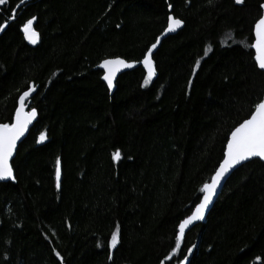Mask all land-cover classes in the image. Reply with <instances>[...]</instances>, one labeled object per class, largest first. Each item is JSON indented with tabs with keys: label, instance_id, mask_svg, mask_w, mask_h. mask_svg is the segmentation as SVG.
<instances>
[{
	"label": "trees",
	"instance_id": "1",
	"mask_svg": "<svg viewBox=\"0 0 264 264\" xmlns=\"http://www.w3.org/2000/svg\"><path fill=\"white\" fill-rule=\"evenodd\" d=\"M19 2L0 6V124L13 123L28 86L38 117L13 160L16 181L0 182V264H264L260 159L164 260L231 130L263 99L251 45L264 0H33L13 19ZM170 14L184 27L153 55L148 84L140 66L111 94L98 65L142 60ZM33 16L30 44L22 26Z\"/></svg>",
	"mask_w": 264,
	"mask_h": 264
},
{
	"label": "snow or ice",
	"instance_id": "2",
	"mask_svg": "<svg viewBox=\"0 0 264 264\" xmlns=\"http://www.w3.org/2000/svg\"><path fill=\"white\" fill-rule=\"evenodd\" d=\"M27 0H20V5L26 4ZM237 4L242 0H235ZM9 0H0V6L8 5ZM18 7H11V12L16 13ZM171 7V5L169 6ZM261 9H264V3L260 5ZM14 19V16L11 17ZM36 17L33 16L28 19L22 26L25 39L35 44L38 40V33L32 27ZM167 27L164 32H172L177 28H180L183 21L179 18L173 17L171 14L167 18ZM5 25L0 23V29H3ZM255 42L251 45L255 49V62L260 70H264V13L259 14L254 24ZM159 39V38H158ZM156 48V44H153L148 48L143 57V65L148 71V75L144 79V84H148L152 75L154 74L153 63L149 54ZM207 55V51L205 52ZM197 65L200 63L197 60ZM101 67L106 69L103 80L107 82L109 90L113 87V77L120 68H130L131 63H126L125 60L120 57L104 59ZM34 89L32 86H28L27 90L19 96V107L16 108L15 120L12 124L3 123L0 124V181H9L14 179L13 167L10 165V157L13 156V151L16 148L17 141L23 136L25 128L29 125L32 118L36 116V109L32 108L31 111L25 113L24 106L26 98L30 97ZM45 138V133H40V140ZM120 158V151L117 150L112 154V159L118 160ZM250 158H259L264 160V99H260L258 103L254 105V110L251 111L250 116L244 119L243 122L235 126L230 135L227 137V144L223 150V159L219 161L218 166L215 168L214 174L210 177V182L203 184L201 189L202 197L199 203L195 205L194 210L190 215L180 220L175 234V246L171 248L168 256L164 260L170 261L171 258L181 249L182 240L185 237V230L193 224L203 218L205 209L212 202L214 195L217 192L218 185H220L222 178L236 165L243 161H248ZM55 176L57 181V187H60L61 178V161L58 157L56 160ZM118 244V231L111 233V239L108 242V248L112 249ZM189 247L187 253H192L193 248ZM55 251V250H54ZM59 256V253H56ZM111 258V254L110 257ZM189 259L188 255H185L183 259L179 260V264H185V261ZM259 259V257H257ZM164 264V261H161Z\"/></svg>",
	"mask_w": 264,
	"mask_h": 264
},
{
	"label": "water",
	"instance_id": "3",
	"mask_svg": "<svg viewBox=\"0 0 264 264\" xmlns=\"http://www.w3.org/2000/svg\"><path fill=\"white\" fill-rule=\"evenodd\" d=\"M31 1H33V0H27L26 4L29 3V2H31ZM26 4L20 5V2H19V3L17 4V6H19V7H18V11H19V9H20L21 7H23V6L26 5ZM16 13H17V12H16ZM16 13H13L14 17H15V15H16ZM262 13H264V9H262ZM171 15H172V14H171ZM172 16H173V15H172ZM173 17H174V16H173ZM183 27H184V23L181 25L180 28H177L175 31L167 32V33L163 32L160 36H158L159 39L157 38L156 41L153 43V44H156V48H154V49L152 50V53L149 54L150 59H152L153 55L157 52V50H158L159 47L161 46V44H162V42H163L164 39H166L167 37H169V36H171V35L176 34V33H177L180 29H182ZM37 41H38V40H37ZM28 42H29V41H28ZM254 42H255V34H254V41H253V43H254ZM29 43H30V44H33V43H31V42H29ZM153 44H152V45H153ZM152 45H151V46H152ZM252 49L254 50V53H255V55H256L255 49H254V48H252ZM255 55H254V59H255ZM120 58L123 59V60H125L126 63H131V64H132V67H130V68H120V69L116 72V74H115L114 77H113V87H112V89L110 90L111 94L115 91V88H116V81H117L118 77H119L121 74H123V73H125V72H127V71L134 70V69H136V68H138V67H140V66H144V65H143V59L140 60V61H138V62H136V61H128V60H126V59H124V58H122V57H120ZM101 64H102V62L98 65L97 68L100 69L101 71H103V75H104L106 69H104L103 67H101ZM262 71H264V70H262ZM102 80H103V76H102ZM103 81H104V80H103ZM104 82H105L106 85H107V82H106V81H104ZM32 87H33L34 91H33V93L30 94V97H29V98H26V102H25V106H24V111H25V113L31 111V109L33 108L32 105H31V98L36 94L37 88H36L35 86H32ZM263 99H264V96H263ZM19 105H20V102H18V107H19ZM37 117H38V111L36 110V116L32 118V120H31V122L29 123V125L25 128V131H24L23 136H21L20 139L17 141L16 148H15L14 151H13V156L10 157V160H9V163H10V165H11L12 167H13V164H12V163H13V160L15 159V157H16V155H17L18 147H19V145L24 141V139L28 136L30 130L32 129V127L34 126V124H35V122H36V120H37ZM14 120H15V116H14ZM14 120H13V122H14ZM254 159H259V158H250L248 161H243V162H241L240 164L234 166V167L229 171V173H227V174L225 175V177L222 178V181H221L220 185H218L217 192H216V194L214 195L212 202H211V203L209 204V206L205 209V213H204L203 218L200 219V220H198V221L193 222V224L190 225V226L185 230V235H186V234H187L192 228H194L196 225L201 224V223H204V222L206 221V219H207V217H208L210 211L212 210L214 204L216 203V201H217V199H218V197H219L221 191L223 190V188L225 187V185L227 184V182L230 180V178L232 177V175H233V174H234V173H235V172H236V171H237L242 165H244V164H246V163H248V162H250V161H252V160H254ZM260 160H261V159H260ZM261 161L264 162V160H261ZM13 172H14V169H13ZM61 180H62V169H61V178H60V182H59L60 184H61ZM15 181H16V179H15V172H14V179L9 180V181H0V182H15ZM209 182H210V181H209ZM183 239H184V238H183ZM189 262H190V259H188L187 261H185V264H189Z\"/></svg>",
	"mask_w": 264,
	"mask_h": 264
}]
</instances>
